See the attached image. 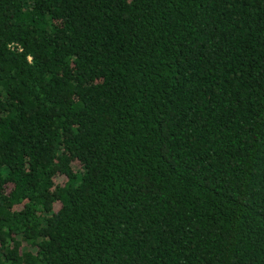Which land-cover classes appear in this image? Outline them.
<instances>
[{
  "label": "trees",
  "instance_id": "obj_1",
  "mask_svg": "<svg viewBox=\"0 0 264 264\" xmlns=\"http://www.w3.org/2000/svg\"><path fill=\"white\" fill-rule=\"evenodd\" d=\"M0 264H264V0H0Z\"/></svg>",
  "mask_w": 264,
  "mask_h": 264
}]
</instances>
